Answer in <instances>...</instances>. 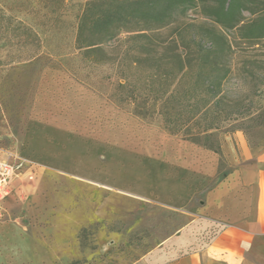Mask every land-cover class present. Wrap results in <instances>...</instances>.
Wrapping results in <instances>:
<instances>
[{"label": "rangeland", "instance_id": "1", "mask_svg": "<svg viewBox=\"0 0 264 264\" xmlns=\"http://www.w3.org/2000/svg\"><path fill=\"white\" fill-rule=\"evenodd\" d=\"M86 1L0 0V164L11 167L0 194V264H142L188 221L170 206L182 167L218 159V179L228 170L225 156L166 132L160 114L138 117L113 102L121 77L140 85L152 64L134 66L139 41L127 33L108 45L110 64L85 58L75 43ZM212 26L192 10L159 33ZM19 27L36 41L20 42ZM222 32L234 44L222 60L231 72L224 106L213 111L216 135L221 145L238 133L264 144V40Z\"/></svg>", "mask_w": 264, "mask_h": 264}, {"label": "trees", "instance_id": "2", "mask_svg": "<svg viewBox=\"0 0 264 264\" xmlns=\"http://www.w3.org/2000/svg\"><path fill=\"white\" fill-rule=\"evenodd\" d=\"M192 10L214 24L207 33H159ZM245 12L255 17L246 22ZM77 18L75 46L91 63L110 64L108 45L127 33L136 34L128 39L139 41L134 66L152 64L140 85L121 77L123 83L112 93L115 104L131 105L142 118L158 113L169 134L224 156L216 135L221 118L213 111L224 106L223 88L231 69L222 60H229L234 43L222 31H235L240 41L264 40V0H87ZM19 29L24 45L36 41L31 29ZM181 46L188 51L180 52Z\"/></svg>", "mask_w": 264, "mask_h": 264}, {"label": "crops", "instance_id": "3", "mask_svg": "<svg viewBox=\"0 0 264 264\" xmlns=\"http://www.w3.org/2000/svg\"><path fill=\"white\" fill-rule=\"evenodd\" d=\"M230 140L222 145V178L218 159L182 167L187 176L170 206L188 221L142 264H264V144L250 145L239 133Z\"/></svg>", "mask_w": 264, "mask_h": 264}, {"label": "built area", "instance_id": "4", "mask_svg": "<svg viewBox=\"0 0 264 264\" xmlns=\"http://www.w3.org/2000/svg\"><path fill=\"white\" fill-rule=\"evenodd\" d=\"M11 167L7 163L0 164V194L4 191L6 180L10 174Z\"/></svg>", "mask_w": 264, "mask_h": 264}]
</instances>
